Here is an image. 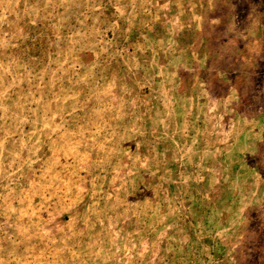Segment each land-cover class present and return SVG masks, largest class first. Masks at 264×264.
Listing matches in <instances>:
<instances>
[{"label":"rangeland","instance_id":"374dc122","mask_svg":"<svg viewBox=\"0 0 264 264\" xmlns=\"http://www.w3.org/2000/svg\"><path fill=\"white\" fill-rule=\"evenodd\" d=\"M0 264H264V0H0Z\"/></svg>","mask_w":264,"mask_h":264}]
</instances>
